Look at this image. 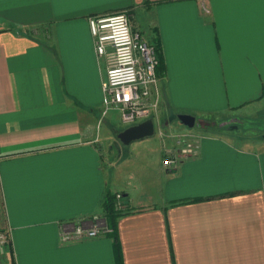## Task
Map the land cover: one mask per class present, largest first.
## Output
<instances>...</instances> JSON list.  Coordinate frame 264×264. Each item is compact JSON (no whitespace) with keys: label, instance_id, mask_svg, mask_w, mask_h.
<instances>
[{"label":"crops","instance_id":"obj_1","mask_svg":"<svg viewBox=\"0 0 264 264\" xmlns=\"http://www.w3.org/2000/svg\"><path fill=\"white\" fill-rule=\"evenodd\" d=\"M121 13L159 46L168 119L213 130L264 107V0H0V264H264V139L200 133L171 168V140L117 158L101 145L105 63L88 20ZM106 194L128 207L117 240L60 242V224L105 217Z\"/></svg>","mask_w":264,"mask_h":264},{"label":"built area","instance_id":"obj_2","mask_svg":"<svg viewBox=\"0 0 264 264\" xmlns=\"http://www.w3.org/2000/svg\"><path fill=\"white\" fill-rule=\"evenodd\" d=\"M88 24L95 56L105 63L102 118L110 110H116L125 127L146 120L153 122L157 118L160 99L156 73L159 62L154 47L132 31L127 13L90 18ZM157 137L174 144L164 150V168L177 166L198 154L200 139L194 134L164 135L158 130ZM112 207L115 213L124 210L126 203L121 194L114 195ZM58 230L62 243L91 240L113 233L106 218L97 215L60 224ZM9 243V233L0 231V248Z\"/></svg>","mask_w":264,"mask_h":264},{"label":"rangeland","instance_id":"obj_3","mask_svg":"<svg viewBox=\"0 0 264 264\" xmlns=\"http://www.w3.org/2000/svg\"><path fill=\"white\" fill-rule=\"evenodd\" d=\"M135 21L137 20L134 19ZM139 22V21H138ZM138 27L135 25V29ZM140 31V29H137ZM143 32V31H142ZM145 38L147 39V36H150L148 32H144ZM151 44V43H149ZM159 81H158V92H159ZM160 95V101H161V94ZM252 108L249 115H242V114H230L229 115H219L215 116L213 119L214 122H216V127L213 129L214 131L223 132L226 134H229L230 136H238L241 139L244 140H250V141H262L264 139V107L262 108ZM102 118V117H101ZM195 118V126L192 129H188L181 125L177 120L169 123L167 126H165V123L168 119V116L164 115V112L161 113V106L158 109L157 118L153 119L154 123V131L155 134L151 138L157 137L158 130H161L164 135H177L182 133H192L194 135H198L200 133H208L210 131H213L212 129H209L208 127H204L201 125L200 121L201 119L198 117ZM233 120V123L231 121ZM228 122L227 125H224L225 122ZM223 126V127H222ZM99 127L102 129V138L103 143L101 145H107L108 147H111L113 149V153L115 157L119 156V153L124 152L127 154L130 150L133 148L139 147L137 146L139 141L132 142L128 146H123L119 143L116 136L119 132L125 130L128 127H125L121 124L119 119V113L116 110H110L105 117L102 119H99ZM168 142V141H167ZM128 212V207L124 208L123 211H117L118 214H126ZM106 218V215H105Z\"/></svg>","mask_w":264,"mask_h":264},{"label":"water","instance_id":"obj_4","mask_svg":"<svg viewBox=\"0 0 264 264\" xmlns=\"http://www.w3.org/2000/svg\"><path fill=\"white\" fill-rule=\"evenodd\" d=\"M174 120H177L181 125L188 129H192L195 126V118L189 115L171 114L168 122H172ZM154 134V123L152 122V120H146L142 123L128 127L125 130L119 132L116 138L121 145L128 146L132 142L151 138L154 136Z\"/></svg>","mask_w":264,"mask_h":264},{"label":"trees","instance_id":"obj_5","mask_svg":"<svg viewBox=\"0 0 264 264\" xmlns=\"http://www.w3.org/2000/svg\"><path fill=\"white\" fill-rule=\"evenodd\" d=\"M154 49H155L156 57H157L158 62H159V65L156 69V73L158 75L160 67H161L160 49H159L158 45L157 46L155 45ZM113 199H114L113 195L106 194L104 199H103L102 206H103V209H104V212L106 215V220H107L108 226L113 231V233L111 234V237L113 238L114 241H116L117 240V238H116V225H117V222L119 221V219L124 216V214H118V213H115L113 211V207H112ZM127 214H128V212L125 215H127Z\"/></svg>","mask_w":264,"mask_h":264}]
</instances>
